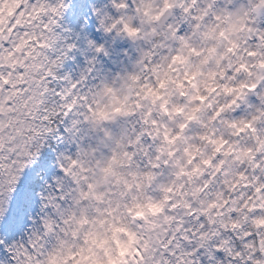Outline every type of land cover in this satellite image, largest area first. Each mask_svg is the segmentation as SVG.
Wrapping results in <instances>:
<instances>
[{
  "label": "clouds",
  "instance_id": "obj_1",
  "mask_svg": "<svg viewBox=\"0 0 264 264\" xmlns=\"http://www.w3.org/2000/svg\"><path fill=\"white\" fill-rule=\"evenodd\" d=\"M88 8L91 58L122 56L86 93L94 143L68 164L76 184L48 264H131L173 211L251 237L228 255L264 264V0Z\"/></svg>",
  "mask_w": 264,
  "mask_h": 264
},
{
  "label": "snow or ice",
  "instance_id": "obj_2",
  "mask_svg": "<svg viewBox=\"0 0 264 264\" xmlns=\"http://www.w3.org/2000/svg\"><path fill=\"white\" fill-rule=\"evenodd\" d=\"M85 3L0 0V264H48L76 184L68 164L94 143L86 93L106 69L85 55L78 78L61 76L71 52L92 49L86 31H56L66 13ZM169 214L177 216L171 227L159 230L158 242L149 233L145 239L152 246L139 249L131 264H219L225 256L240 264L228 255L232 244L237 251L251 247V237L225 231L198 213ZM205 232L212 236L206 243Z\"/></svg>",
  "mask_w": 264,
  "mask_h": 264
},
{
  "label": "rangeland",
  "instance_id": "obj_3",
  "mask_svg": "<svg viewBox=\"0 0 264 264\" xmlns=\"http://www.w3.org/2000/svg\"><path fill=\"white\" fill-rule=\"evenodd\" d=\"M84 31H86V34L89 38L88 28H86V30H84ZM90 38H91V35H90ZM82 44L85 47L84 41H82ZM76 53H79V56L76 57L75 59L73 58V60L70 62L71 63V65H70L71 71H69V73L66 74V75H71L73 77V79L78 78L81 70L87 66V64L84 62L85 55H87L88 57L91 55V52L83 53L82 51H79V50H77Z\"/></svg>",
  "mask_w": 264,
  "mask_h": 264
}]
</instances>
